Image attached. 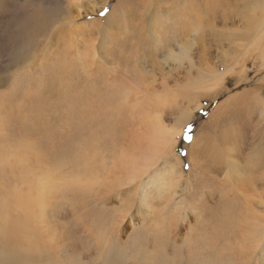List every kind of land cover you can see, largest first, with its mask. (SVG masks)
<instances>
[{"label":"rangeland","instance_id":"1","mask_svg":"<svg viewBox=\"0 0 264 264\" xmlns=\"http://www.w3.org/2000/svg\"><path fill=\"white\" fill-rule=\"evenodd\" d=\"M5 3L8 10L0 11V256L8 248L34 257L23 264L101 263L72 195L42 186V180L76 163L101 159L124 181L120 187L98 185L93 210H130L116 245L127 249L142 233L150 239L147 233L153 235L156 227L148 211H155L169 223L177 219L171 242L178 249L167 250L164 261L187 264L192 257L185 244L192 231L202 226V247L211 243L217 228L212 211L235 183L250 178L241 167L250 146L264 143L253 133L264 124L258 104L244 106L241 95L236 104L218 109L230 97L264 84V0ZM45 13L51 21L47 28ZM215 72L220 75L213 77ZM157 125L181 127L165 156L152 152ZM238 137L239 173L230 175L231 159L222 152L227 140ZM140 163L147 172L129 184L127 177ZM208 188L213 194L206 195ZM201 198L205 207L198 208ZM208 253L202 252V264L220 261ZM126 254L123 264H138L129 249ZM235 256L228 257L239 264ZM263 257L264 243L243 263L264 264Z\"/></svg>","mask_w":264,"mask_h":264},{"label":"bare ground","instance_id":"2","mask_svg":"<svg viewBox=\"0 0 264 264\" xmlns=\"http://www.w3.org/2000/svg\"><path fill=\"white\" fill-rule=\"evenodd\" d=\"M6 1L7 0H0V11L8 10L5 3ZM79 9H81V7ZM77 12L79 14V10H77ZM71 13H72V8L68 6V9L67 11H65V14L68 16L67 18L69 20ZM48 19H49L48 13H45L44 16H42V20L44 21L43 22L44 28H47V26L51 25V21ZM154 20H156L155 17H153V21ZM260 39L264 40V33ZM182 46L183 47H181L180 50L182 53L185 54L186 53L185 45ZM174 56L175 59L179 57L178 55H174ZM197 71L198 73H200V69H198ZM200 74L202 75V72ZM218 75L220 74L215 72L213 77H217ZM243 76L244 75L239 76L240 79ZM222 79L223 78H218L216 81L220 83ZM85 91L87 94L91 92L90 88L85 89ZM262 91H264V84H262L261 88H251L245 90L240 95H234L230 97L226 102L221 104L219 106L220 108L218 109L222 110V108L224 107H230L231 104H233L234 102L236 104V99L242 95V98L239 99L243 101L241 104H244V106L246 105L249 106V104H253V103L258 104V108L260 107L259 108L260 116L264 117V97L261 95ZM208 95H211V93H209ZM183 113H186V111H184ZM189 113L190 114H186L187 117H184L185 118L183 122L184 124L188 123V121L191 119L190 118L191 112ZM261 121H264V118L261 119ZM243 128L240 129L243 130ZM253 129H254L253 130L254 137H256V140H259V136L260 138L262 137V139L264 140V124L261 127H257ZM181 132L182 131L180 126L176 129H167L161 125L155 126L154 133L156 140L154 141L155 143H153L152 145V152L157 154L158 156L160 154L165 156L167 150L170 152V147H175V145L177 144V137ZM239 132L240 130L238 131V133ZM239 138L240 137L236 138V140H227L224 144L227 147L222 152L225 158L231 159V161L229 162L231 166L230 175L234 173L236 174L235 171L238 172L237 170L238 164H236L235 161L238 156L235 158L236 156L235 152L236 151L242 152L241 148L236 146L238 144ZM257 143L255 142L253 145L250 146L251 153L248 156L246 163L244 164L243 162L244 166L241 167L242 172L245 171V169L247 168L250 174H247L245 177H250V178L247 181L245 180V178L241 181H239L236 178L237 181L239 182L234 184L235 187H233V189L232 188L229 189V191L225 192L224 194L222 193L223 205L221 207L219 206L218 208L212 211V213L214 214L213 218L216 221L214 226L217 228H216V233L211 231L209 237L211 243H209L205 248L202 247V226L196 227L193 230L194 232L192 231L191 233L192 235L187 239L188 242L185 244V247L189 249V253L192 257L189 259V261H187V264H202L203 251L209 252L208 254L210 255L221 257L220 261L218 260L215 264L217 263L232 264V261L228 256L233 254L236 255L235 257L240 258L239 264H242L243 262L246 263V260H248L249 262L250 259L257 253L261 244L264 243V143L261 142V144L259 145ZM194 146L196 145L193 141L190 148L191 151L193 150ZM260 153L262 154V156L256 157L257 154ZM152 159L153 157L151 158V160ZM100 160L101 159H86L84 162L76 163L73 169L61 170L57 173V175L53 174L52 176H49L45 180H42V186L44 189L48 186L47 189L57 192L61 194V196L69 192L74 199V205H73V208L75 209L74 211L80 212V210H83L82 219L86 220L85 230L89 231L88 236L90 237L92 236L93 238H95L96 240L95 245L97 246V249L100 251L101 259L103 258L102 262L101 263L99 262L98 264H123L128 257V255L126 254L128 249L129 251H131L132 257L135 260H137L138 264H142V262H144V264H168L167 259H166L167 262L164 261L165 253L169 249L173 250L174 252H177L178 249L175 246V242L174 241H173L174 243L171 242L173 240L172 236L173 238L175 237L174 232L175 233L177 232V228H176L177 219L174 222L169 223L166 219L162 218L160 215L158 214L156 215L155 211L151 212V210L149 211L147 210L148 213H150L148 214L149 217H152L156 227L153 230L154 232L153 235H149L147 233V235L151 237L150 239H152L153 241H148L150 239H145V237L143 238V235L146 234L142 233V238L140 237V239H138L137 237L135 239H132V242H130L129 247L127 249H120L121 247L117 246L118 244L116 245L115 241L117 240H114V238L115 236L119 235V229L122 228L121 224L127 218L130 210L124 211L123 209H120L117 211V213L114 214L109 212L108 210L107 211L103 210V212L99 210L97 211L93 210L92 196L99 187L98 185L104 184L106 187L107 186L120 187L124 181L117 174L118 172L117 169L115 170V169L106 168V166H104L103 163H100L101 162ZM136 164L137 162L135 163V165ZM140 164L141 166L138 172L137 171L133 172L127 177V182L129 184L135 181L136 178L139 177V175H142L143 173L147 172L146 168H142L146 164L145 163H140ZM200 164L202 165V163ZM114 177H115L114 184L108 185L110 180ZM207 191L208 192L206 193V195L213 194L210 188H208ZM206 195L204 193V196ZM159 197L162 198L163 195L160 194ZM200 201H201V205L197 204L196 206L198 208L205 207L204 206L205 204L204 203L202 204V198L200 199ZM235 202H237L238 205ZM143 203L147 209L150 207L146 200ZM175 210H177V213L179 214L180 207H176ZM79 231H82V229ZM197 231H201V234L199 233L196 236L195 234L197 233ZM1 245H4V243L3 244L1 243ZM147 245L152 246L154 250L149 251V247H146ZM225 256L227 257V259L223 261L222 257ZM27 258L30 260L34 259L33 256L29 258V255L24 256L19 252H14L7 248L6 250L2 251V255L0 256V264H23V261L24 260L26 261ZM262 259H264V257ZM184 260L185 259H183V261ZM226 260H229L230 262ZM77 262H78L77 260H72L71 264H78L79 262L78 263ZM49 264H56V262L49 261ZM57 264H64V263H57Z\"/></svg>","mask_w":264,"mask_h":264},{"label":"snow or ice","instance_id":"3","mask_svg":"<svg viewBox=\"0 0 264 264\" xmlns=\"http://www.w3.org/2000/svg\"><path fill=\"white\" fill-rule=\"evenodd\" d=\"M103 14H104V13L102 12L101 15H103ZM184 138H185V139H191V137H190V136H187V135H186Z\"/></svg>","mask_w":264,"mask_h":264}]
</instances>
